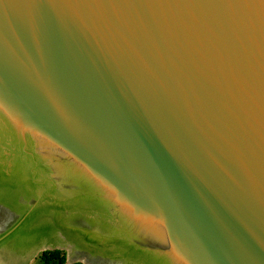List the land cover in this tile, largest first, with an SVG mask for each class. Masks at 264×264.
I'll return each instance as SVG.
<instances>
[{"label":"water","instance_id":"obj_1","mask_svg":"<svg viewBox=\"0 0 264 264\" xmlns=\"http://www.w3.org/2000/svg\"><path fill=\"white\" fill-rule=\"evenodd\" d=\"M56 250L264 264V0H0V264Z\"/></svg>","mask_w":264,"mask_h":264},{"label":"trees","instance_id":"obj_2","mask_svg":"<svg viewBox=\"0 0 264 264\" xmlns=\"http://www.w3.org/2000/svg\"><path fill=\"white\" fill-rule=\"evenodd\" d=\"M42 264H67L65 253L59 250L56 251H46L41 253L39 256ZM80 264V263H75Z\"/></svg>","mask_w":264,"mask_h":264},{"label":"rangeland","instance_id":"obj_3","mask_svg":"<svg viewBox=\"0 0 264 264\" xmlns=\"http://www.w3.org/2000/svg\"><path fill=\"white\" fill-rule=\"evenodd\" d=\"M30 264H42L41 260L39 259V257H37L33 262H31Z\"/></svg>","mask_w":264,"mask_h":264},{"label":"bare ground","instance_id":"obj_4","mask_svg":"<svg viewBox=\"0 0 264 264\" xmlns=\"http://www.w3.org/2000/svg\"><path fill=\"white\" fill-rule=\"evenodd\" d=\"M43 243H44V242H40V244H43ZM31 248H32V247H31ZM31 248H30V249H31ZM9 249H10V248H9ZM11 250H12V249H11ZM17 251H18V250H16V251L14 252V250H13V251H9L8 253H9V254L18 253Z\"/></svg>","mask_w":264,"mask_h":264}]
</instances>
